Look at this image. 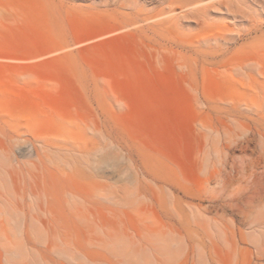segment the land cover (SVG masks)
Listing matches in <instances>:
<instances>
[{"label":"rangeland","instance_id":"1","mask_svg":"<svg viewBox=\"0 0 264 264\" xmlns=\"http://www.w3.org/2000/svg\"><path fill=\"white\" fill-rule=\"evenodd\" d=\"M201 1L0 0V264H264V0Z\"/></svg>","mask_w":264,"mask_h":264},{"label":"bare ground","instance_id":"2","mask_svg":"<svg viewBox=\"0 0 264 264\" xmlns=\"http://www.w3.org/2000/svg\"><path fill=\"white\" fill-rule=\"evenodd\" d=\"M200 1H201V0H200ZM213 3H215V0H202L201 3H199L198 5L196 4L197 6H195V7H200L201 5H205V4H211V5H212ZM211 5H210V7L212 8ZM190 6H191V5H190ZM214 6H215V5H214ZM195 7H194V8H195ZM210 7H209V8H210ZM201 11H202L201 9H197V12L200 13ZM258 69H259V68H258ZM258 72H259V71H258ZM260 72H261V71H260ZM253 80H254V79H253ZM253 83H254V82H253ZM258 85H259V84H258ZM251 86H252V85H251ZM260 86H261V85H260ZM253 87H254V86H253ZM262 87H263V86H262ZM256 88H257V87H256ZM246 89H247V88H246Z\"/></svg>","mask_w":264,"mask_h":264}]
</instances>
